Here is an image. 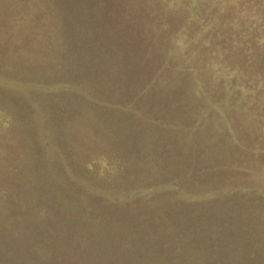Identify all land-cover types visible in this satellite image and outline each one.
Here are the masks:
<instances>
[{"label":"trees","instance_id":"16d2710c","mask_svg":"<svg viewBox=\"0 0 264 264\" xmlns=\"http://www.w3.org/2000/svg\"><path fill=\"white\" fill-rule=\"evenodd\" d=\"M253 195L264 0H0V264H264Z\"/></svg>","mask_w":264,"mask_h":264},{"label":"rangeland","instance_id":"374dc122","mask_svg":"<svg viewBox=\"0 0 264 264\" xmlns=\"http://www.w3.org/2000/svg\"><path fill=\"white\" fill-rule=\"evenodd\" d=\"M228 178H227V181L229 182L228 184L230 185L231 184H234V183H239L241 184L236 186L235 184V187H243V189H246V190H253V189H257L259 187H262L261 185V182L255 180V179H252V178H249V177H240V175H236V174H227L226 175ZM234 186V185H233ZM264 199H260L259 196H237V197H234L233 199H229V203H226L228 206L231 204V203H234L236 205H242L243 207H256L258 208L257 206V203L258 202H263ZM254 212V211H253Z\"/></svg>","mask_w":264,"mask_h":264}]
</instances>
